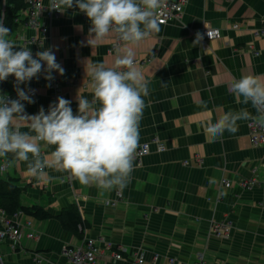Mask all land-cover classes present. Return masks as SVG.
Returning a JSON list of instances; mask_svg holds the SVG:
<instances>
[{
    "label": "crops",
    "instance_id": "1",
    "mask_svg": "<svg viewBox=\"0 0 264 264\" xmlns=\"http://www.w3.org/2000/svg\"><path fill=\"white\" fill-rule=\"evenodd\" d=\"M263 18L264 0H186L178 20L160 25L159 32L136 45L121 44L119 52L110 48L115 34L88 44V38H93L91 22L76 7L61 13L42 39L19 23L9 39L30 47L33 54L52 48L65 69L63 76L52 74L72 102L74 114L77 94L93 98L92 83L86 84L92 65L115 68L126 48L138 61L152 54L150 62L135 65L149 88L138 146L157 138L166 150L157 153L152 145L147 155L134 159L131 182L119 199L116 189L81 185L72 177L67 181V173L51 164L44 170L45 177L37 179L26 163L9 154L0 157V164L8 163L0 176L18 181L22 206H39L52 215L75 206L88 224L86 236L103 249L97 264H115L104 250L108 244L124 248L129 260L141 258L143 264H191L198 253L205 264H264V147H252L249 121H238L236 133L225 132L216 140L206 131L209 122L215 123L228 111L247 108L256 115L250 103L237 100L229 85L234 78L264 75V38L253 37ZM204 27L216 30L218 38L201 49L188 30ZM44 75L21 85L36 93L35 103L24 102L29 115L41 107L47 111L50 105L52 91ZM201 102L207 107H201ZM19 123L21 131H30L27 122ZM41 149L50 158L54 146L41 142ZM221 179L230 186L221 188ZM246 180L254 181L250 189L241 186ZM112 201L114 207L105 204ZM9 219L30 221L35 238L23 239L15 247L8 239L0 240V264H37L34 254L42 258L40 264H69L62 250L77 245L78 239L57 221H37L21 214ZM1 221L0 215V226ZM220 221L232 225L229 237L210 236L211 224Z\"/></svg>",
    "mask_w": 264,
    "mask_h": 264
},
{
    "label": "clouds",
    "instance_id": "2",
    "mask_svg": "<svg viewBox=\"0 0 264 264\" xmlns=\"http://www.w3.org/2000/svg\"><path fill=\"white\" fill-rule=\"evenodd\" d=\"M161 6L162 0H50L48 9L64 13L76 7L86 14L93 37L88 38L89 45L112 34L126 45H136L160 31ZM4 20L0 15V82L14 77L17 98L0 94V157L11 154L16 161L26 163L27 171L37 179L45 177L44 170L51 164L81 185L122 191L132 179L139 125L146 107L144 97L149 95L148 81L135 66L132 49L126 48L118 56L115 68H106L103 63L90 67L94 95L89 100L77 94L75 114L70 100L57 97L47 111L41 107L37 114L29 115L24 102L35 103V90L21 85L39 78L42 72L47 81H52L53 72L63 76L65 69L52 51H38L34 57L30 47L8 39L11 30ZM202 38L197 33L194 43ZM229 91L239 102L250 103L256 115L247 108L226 112L206 126L213 140L225 132L236 133L238 121H253L264 127V75L234 78ZM200 106L207 107L204 102ZM19 122H27L30 131H21ZM41 142L54 146L50 158L42 154Z\"/></svg>",
    "mask_w": 264,
    "mask_h": 264
},
{
    "label": "built area",
    "instance_id": "3",
    "mask_svg": "<svg viewBox=\"0 0 264 264\" xmlns=\"http://www.w3.org/2000/svg\"><path fill=\"white\" fill-rule=\"evenodd\" d=\"M24 2L26 6L25 9L21 12V23L25 27L35 30L38 34V38L42 39L48 34L50 24L61 15V12L56 10H49V4H44V0H24ZM185 3L186 0H162V6L158 10L160 25H167L178 20L181 16L182 8ZM259 23V27L253 31V37L255 39L264 38V18L261 19ZM233 28H236V26H233ZM188 31L194 36H196L197 33H200V35L203 37L202 40H200L201 49H205L209 41L218 38V32L214 29H210L209 27H204L198 31ZM123 43L124 42L120 41L116 36L114 38V41L110 45L111 51H115ZM45 49L52 51L51 47H47ZM33 56L35 57V54H33ZM151 59L152 55H149L141 61L134 60V62L135 65H144L150 62ZM90 83H92L91 77L87 79L86 84ZM47 84L49 90L52 91L49 101L50 104L56 102L57 97H63L66 99L65 95L61 93L60 84L55 77L52 81H47ZM10 85L13 88L12 92L9 91L2 93L0 89V94H5L10 99H16L17 94L15 91L14 77H12ZM25 89L33 88L26 87ZM35 95L36 93L34 92L32 97H35ZM247 126L249 130V140L252 147H264V127H261L259 124L254 123L253 121H249ZM152 145L154 146L157 153H162L166 150V147L162 142H160L157 138H152L150 141L144 142L138 146L134 159L139 160L143 156L147 155L150 152ZM183 164L186 165L187 163L184 162ZM7 168L8 163L6 161L2 162L0 164V169H2L0 170V174L3 173ZM66 179L67 181L71 180V176L68 173ZM253 184L254 181L252 180L241 182V186L245 189H250ZM219 186L221 188H228L230 185L226 179H221ZM116 197L118 199L121 198L120 190L116 191ZM105 204L114 207L116 205V201L106 202ZM0 215L2 217V224L0 226V240L8 239L12 242V246L15 247L18 246L23 239L32 240L35 238V233L32 230V224L30 221L27 220L25 222H19L13 219L10 220L6 218L2 212H0ZM231 230L232 225L229 222L220 221L211 224L209 234L212 237L225 238L229 237ZM86 233L87 229L84 228V236L81 240H78L77 245L67 246L63 248L62 255L66 258L69 264H97L98 257L102 253L103 249L99 247L95 239L88 238L86 236ZM104 250L109 252L115 264H143V260L141 258L129 260L126 257V250L124 248L108 244L106 245ZM33 261L37 264H40L42 258L38 254H34ZM191 264H205L203 254H196L195 261Z\"/></svg>",
    "mask_w": 264,
    "mask_h": 264
},
{
    "label": "trees",
    "instance_id": "4",
    "mask_svg": "<svg viewBox=\"0 0 264 264\" xmlns=\"http://www.w3.org/2000/svg\"><path fill=\"white\" fill-rule=\"evenodd\" d=\"M25 6L24 0H0V15L5 16L4 23L11 30V35L22 21L20 20L21 12L25 9ZM11 79L12 76L6 81L0 82L2 93L10 91ZM9 155L11 159H14L11 154ZM22 190L16 179H3L0 176V211L6 218L9 219L21 214L37 221L55 220L64 232L71 234L78 240L83 238V230L84 228L88 230V224L82 219L79 210L75 206L64 208L56 215L50 214L39 206H22L20 203Z\"/></svg>",
    "mask_w": 264,
    "mask_h": 264
},
{
    "label": "rangeland",
    "instance_id": "5",
    "mask_svg": "<svg viewBox=\"0 0 264 264\" xmlns=\"http://www.w3.org/2000/svg\"><path fill=\"white\" fill-rule=\"evenodd\" d=\"M150 55H152V54H150Z\"/></svg>",
    "mask_w": 264,
    "mask_h": 264
}]
</instances>
